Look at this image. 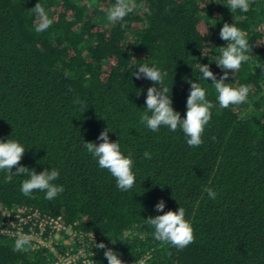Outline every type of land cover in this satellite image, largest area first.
Wrapping results in <instances>:
<instances>
[{"label":"trees","instance_id":"16d2710c","mask_svg":"<svg viewBox=\"0 0 264 264\" xmlns=\"http://www.w3.org/2000/svg\"><path fill=\"white\" fill-rule=\"evenodd\" d=\"M38 2L53 20L40 33ZM114 3L0 0V141L25 148L16 167L58 170L54 183L64 189L51 201L41 191L29 198L20 190L29 176L6 183L8 173L0 171V221L5 208L19 205L61 216L83 237L94 264H108L106 249L95 247L101 242L123 264H264V67H256L264 66V0H249L248 12L231 11L228 0H131L133 11L111 23L106 15ZM224 23L243 31L250 46L248 61L225 80L233 88L248 86V99L228 108H220L213 81L199 71L208 64L217 79L223 75L215 62L228 43L219 36ZM144 64L161 71L181 119L190 81L205 89L213 108L200 146L190 147L179 128L153 132L141 123L154 86L134 76ZM107 128L109 141L133 160L136 180L128 191L84 147L102 143L97 137ZM179 207L195 237L183 249L156 241L146 222ZM16 239L0 233V264L54 262L45 247L29 243L13 251ZM81 245L76 240L72 247Z\"/></svg>","mask_w":264,"mask_h":264},{"label":"clouds","instance_id":"9594fccd","mask_svg":"<svg viewBox=\"0 0 264 264\" xmlns=\"http://www.w3.org/2000/svg\"><path fill=\"white\" fill-rule=\"evenodd\" d=\"M250 7L249 0H228V8L231 11L237 9L248 12ZM36 15L37 23L35 31L37 33L47 30L53 20L49 17L45 8L38 2L33 8ZM133 11L131 0H115L113 6L108 11L106 18L109 22L115 23L123 21L124 18ZM147 11V10H146ZM150 14V13H149ZM123 27V25H121ZM219 36L222 40L227 41L226 47L220 48V57L215 62L218 67L224 70L223 75L217 79L216 75L210 70L208 64H201L200 73L202 79L212 80L215 91L218 94L217 100L220 108H228L230 105H240L247 101L249 95V87L241 86L233 88L225 83L229 76V71L233 74L241 68L242 62H246L249 56L246 54L249 51V42L246 39L245 33L234 24L224 23L220 29ZM256 67H264L257 64ZM134 76L137 79H146L153 83L154 86L147 89L145 100L146 113L141 117V123L146 124L147 128L156 132L161 126H166L171 131L175 132L178 128L183 131L187 138V144L190 147L200 146L202 134L205 126L211 120V109L213 104L207 100L205 89L198 83L190 81V94L186 101V115L183 119L178 112L172 107L171 97L168 96V88L163 86V74L156 67H149L147 64L138 67ZM155 85H158L157 88ZM74 103H81L79 99ZM151 113L148 115L147 113ZM108 128L101 131L98 140L102 143L98 145L94 142H86L84 147L87 152L92 154L97 160L98 166L101 169H106L115 178L116 186L121 191L130 190L135 183V175L133 174V160L130 155L125 156L121 153L118 142H110L108 136ZM25 153V148L18 142L7 140L0 141V171H6L5 182L11 183L13 176H29L23 180L21 184V192L23 195L32 198L34 191L45 193V199L51 201L58 194L64 191L63 186L54 183L59 178V172L56 169H47L37 174L35 171L29 172L27 167H16ZM144 157L150 159L149 152L144 153ZM16 167V172L12 169ZM205 191L209 199L215 200L217 193L207 188ZM165 203L163 200L155 205L158 212H163ZM146 222L154 228V239L156 241L170 244L177 249H183L194 242V233L191 224L185 219V210L179 207L178 211H167L163 215L149 217ZM30 243V237L27 235H18L14 242L13 251H25ZM115 244L116 242H113ZM98 249H106L104 256L108 264H123V261L118 258L116 252L101 242L95 244ZM86 264L88 262L86 261ZM142 264V262H140Z\"/></svg>","mask_w":264,"mask_h":264},{"label":"built area","instance_id":"2783aa9c","mask_svg":"<svg viewBox=\"0 0 264 264\" xmlns=\"http://www.w3.org/2000/svg\"><path fill=\"white\" fill-rule=\"evenodd\" d=\"M64 232L67 237L63 236ZM0 233L16 238L18 235L29 236L32 248L45 247L52 253L55 257L52 264H86V261L88 264H94L93 260L88 257L86 247L82 242L83 237L66 226L61 216L44 214L28 205L5 208L0 221ZM89 239L96 240L92 232L89 233ZM76 240L82 245L74 249L72 245L76 243ZM58 242L69 247L61 251L56 246Z\"/></svg>","mask_w":264,"mask_h":264}]
</instances>
